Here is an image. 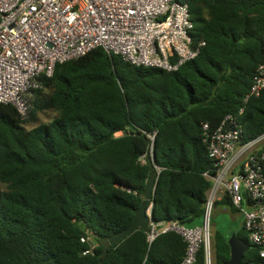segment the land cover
I'll use <instances>...</instances> for the list:
<instances>
[{
  "label": "trees",
  "instance_id": "1",
  "mask_svg": "<svg viewBox=\"0 0 264 264\" xmlns=\"http://www.w3.org/2000/svg\"><path fill=\"white\" fill-rule=\"evenodd\" d=\"M189 11L191 34L205 44L174 71L96 47L39 75L25 114L0 104V264H181L187 243L174 231L148 244L137 228L101 261L99 239L133 220L148 153L152 220L193 227L211 185L204 172L215 169L203 125L212 131L243 108L244 139L264 132V89L244 102L264 60V0H190ZM215 203L237 217L210 236L214 264L229 258L232 231L251 246L243 261L264 264L230 197ZM195 264H205L203 248Z\"/></svg>",
  "mask_w": 264,
  "mask_h": 264
},
{
  "label": "built area",
  "instance_id": "2",
  "mask_svg": "<svg viewBox=\"0 0 264 264\" xmlns=\"http://www.w3.org/2000/svg\"><path fill=\"white\" fill-rule=\"evenodd\" d=\"M189 1L0 0V104H12L25 114L26 95L38 87L39 75L50 76L57 62L96 47L134 65L176 70L195 58L205 44L191 34ZM263 89L264 60L244 102ZM242 111L226 114L212 131L203 125L215 169L204 172L211 185L202 225L188 227L177 220L154 222L151 218L145 230L148 244L168 231L181 235L187 243L181 264H195L201 248L205 264H212L208 228L215 202L224 195L238 209L249 242L264 259V132L244 139L238 118ZM85 239L90 237L81 238ZM89 242L92 250L94 244Z\"/></svg>",
  "mask_w": 264,
  "mask_h": 264
},
{
  "label": "water",
  "instance_id": "3",
  "mask_svg": "<svg viewBox=\"0 0 264 264\" xmlns=\"http://www.w3.org/2000/svg\"><path fill=\"white\" fill-rule=\"evenodd\" d=\"M147 159L149 163V174L147 176L145 187L142 191L144 195V200L141 204L134 209V217L131 223L124 229L111 234L108 237H101L100 243L102 245V250L99 255V261H101L110 245L118 243L124 237L131 234L135 229L141 228L146 230L148 224L151 220V207L153 205V196L155 185L157 182V176L154 172V157L150 153L147 154ZM227 242L229 245V258L223 264H248L247 261H243V256L246 251L250 249V244L240 238L234 231H232Z\"/></svg>",
  "mask_w": 264,
  "mask_h": 264
},
{
  "label": "rangeland",
  "instance_id": "4",
  "mask_svg": "<svg viewBox=\"0 0 264 264\" xmlns=\"http://www.w3.org/2000/svg\"><path fill=\"white\" fill-rule=\"evenodd\" d=\"M121 132H117L116 135H120ZM236 217L234 216L227 206L223 203H215L211 217H210V226L208 228V234L211 236L214 231L219 230L223 233H227V231L230 229L232 224L236 221ZM237 218V223H238ZM232 223V224H231ZM236 223V222H235ZM212 264H214L213 258H212Z\"/></svg>",
  "mask_w": 264,
  "mask_h": 264
},
{
  "label": "flooded vegetation",
  "instance_id": "5",
  "mask_svg": "<svg viewBox=\"0 0 264 264\" xmlns=\"http://www.w3.org/2000/svg\"><path fill=\"white\" fill-rule=\"evenodd\" d=\"M231 233V232H230Z\"/></svg>",
  "mask_w": 264,
  "mask_h": 264
}]
</instances>
